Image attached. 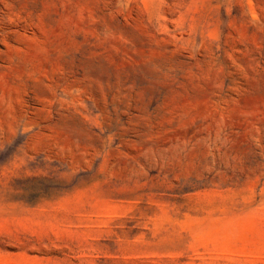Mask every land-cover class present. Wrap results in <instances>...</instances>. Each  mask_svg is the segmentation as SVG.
I'll return each instance as SVG.
<instances>
[{"label":"rangeland","instance_id":"1","mask_svg":"<svg viewBox=\"0 0 264 264\" xmlns=\"http://www.w3.org/2000/svg\"><path fill=\"white\" fill-rule=\"evenodd\" d=\"M0 264H264V0H0Z\"/></svg>","mask_w":264,"mask_h":264}]
</instances>
